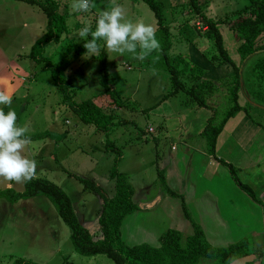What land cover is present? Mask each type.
I'll return each instance as SVG.
<instances>
[{
	"label": "rangeland",
	"instance_id": "rangeland-1",
	"mask_svg": "<svg viewBox=\"0 0 264 264\" xmlns=\"http://www.w3.org/2000/svg\"><path fill=\"white\" fill-rule=\"evenodd\" d=\"M58 1L68 11L67 34L58 42L46 43L43 53L51 62L60 64L72 99L76 102L91 99L103 112L111 115L115 125L106 137L102 131L82 122L59 92L51 71L43 63H35L27 56L31 45L46 27L42 11L36 5L20 0H0V47L10 61L6 76L15 86L10 108L16 113L17 125L26 127L27 134L47 133L45 138L28 140L21 151L24 158L35 162L32 177L45 178L58 185L70 198L78 222L90 231L93 239H98L97 217L101 199L85 188L79 178L88 179L108 196L113 195L114 182L109 171L116 153L105 149V143L111 141L121 152L117 168L130 186L131 200L139 206L141 202L154 203L157 198L161 199L144 215L130 214L126 217L122 225L123 241L128 245L148 243L156 246L159 234L167 228L177 229L185 235L191 233V227L180 211L178 214L172 209L167 213L170 200L165 199L168 195L158 186L157 171L166 167L169 161L171 139L170 135L169 138L166 136L164 128L169 127V132L178 136L175 138L178 142L180 132L186 129V122L190 123L188 127L195 135V128L200 126L201 130L206 125L211 110L197 106L181 91L161 100L163 94L172 89L162 53L164 32L142 0H90L87 13L72 12V0ZM159 1L163 4V24L168 27L170 41L167 57L177 65L187 86L193 82L191 67L203 71L202 79L217 82L219 91L208 96L206 101L211 107H216L217 118H220L226 109L227 95V88L220 81L232 73L231 66H214L209 61L214 52L213 42L205 35L206 27L188 6L187 0ZM199 2L205 4L204 15L216 20L246 5L248 0ZM115 5L123 9L125 20L143 22L153 28L158 48L146 55L143 61L128 52L108 51L102 41L97 42L100 51L95 56L85 54L84 41L78 36L79 29L87 24L94 30L99 12L110 10ZM216 26L225 49L238 63V43L233 33L224 23ZM261 45H264V32L255 40L257 51L239 65V103L247 108L248 118L264 128V50H259ZM104 73L116 90L118 101H123L122 106L103 93L100 79ZM249 103L254 106H249ZM259 148L262 150L258 151ZM221 149L220 157L224 160L230 156V162L237 168L238 163H234L233 158L247 159V155L252 154V159L259 164L253 171L261 175L258 192H263L259 195L263 198L264 139L262 147L254 143L249 151L251 154H245L242 149L227 153ZM178 168L183 171V164L179 163ZM236 175L248 183L246 170L238 169ZM8 182L0 178V189L7 187ZM8 187L22 191L23 181L11 182ZM212 217L213 214H207L204 218L208 221ZM263 230L264 222L258 233L248 231L256 238L255 248L259 254L237 259L231 264H264ZM69 232L44 196L12 203L0 198V262L3 264H9L20 256L39 264H114L103 254L83 256L76 253L69 240ZM198 264H213V261L203 258Z\"/></svg>",
	"mask_w": 264,
	"mask_h": 264
},
{
	"label": "trees",
	"instance_id": "trees-1",
	"mask_svg": "<svg viewBox=\"0 0 264 264\" xmlns=\"http://www.w3.org/2000/svg\"><path fill=\"white\" fill-rule=\"evenodd\" d=\"M20 1L36 5L46 17L45 30L33 42L27 56L35 63H43L51 71L59 92L64 99L68 100L69 106L79 116L80 120L102 131L107 137L111 131V127L115 125L112 122L111 115L103 112L91 99H85L80 102L74 101L72 94L69 93L67 77L60 69V64L51 62L43 53L46 43L50 41L58 42L62 36L67 34V19L69 16L67 8L65 6L61 7V3L58 0ZM142 1L153 12L157 26L164 32L162 53L170 73L172 89L163 94L161 100H165L167 97L181 91L188 95L197 106L211 110L212 113L207 118L206 125L200 132V135L205 139L207 154L215 156V141L225 122L241 110L247 114V108L239 103V65L244 59L257 51V48L254 47L255 40L264 32V0H248L246 5L232 11L230 14H225L223 17H217L216 20L204 15L205 4L203 2L200 3L199 0H187L188 6L193 12L198 14L203 26L206 27L205 35L213 42L214 52L209 56V61L214 66L226 64L231 66L232 69V73L220 81L227 88L225 98L226 109L220 118H217L216 107H211L206 101L208 96L219 91L217 82L206 78L202 79L203 71L196 67H191L193 82L189 86L184 83L181 71L167 57L170 41L168 27L163 24L162 2L159 0ZM217 23L226 24L233 33L238 43L236 47L239 58L238 63L230 57L225 49L222 35L216 26ZM259 50H264V45H261ZM100 84L103 93L109 95L117 105H123V101H118L117 92L112 84L108 82L105 73L100 79ZM4 111H7V107L4 108ZM255 123L259 125V123ZM26 135L28 136V140H38L45 138L47 133L40 132ZM105 149L116 153L109 171V177L114 182L113 195L108 196L94 182L79 178L85 188L97 194L101 199V207L97 217L100 230V237L98 239H93L90 231L78 222L68 195L58 185L48 179L31 178L29 181L23 182L22 191H15L10 187L0 189V198L12 203L31 197H46L56 210L58 216L69 228V240L76 253L83 256L103 254L111 259L114 264H198L203 258L211 259L213 264H231L235 260L245 256L259 254L255 248V240L252 234H247L241 239L224 246L212 245L207 240L201 225L196 222L193 212L188 208L184 195L175 192L167 186L163 169L157 171L158 186L168 196L179 200L183 217L190 223L191 233L185 235L177 229L167 228L159 234L156 246L148 243L126 244L122 239V225L126 217L139 210V207L131 200L130 186L125 176L117 168L121 156L120 150L111 141L105 143ZM218 160L227 168L233 181L241 191L253 201L259 203L260 200L256 198L251 187L241 182L237 177L234 166L223 159ZM0 264L3 263L0 262ZM9 264L39 263L17 257Z\"/></svg>",
	"mask_w": 264,
	"mask_h": 264
},
{
	"label": "crops",
	"instance_id": "crops-1",
	"mask_svg": "<svg viewBox=\"0 0 264 264\" xmlns=\"http://www.w3.org/2000/svg\"><path fill=\"white\" fill-rule=\"evenodd\" d=\"M9 64L10 61L6 52L0 47V91H6L12 96L15 86L11 84L10 78L6 76ZM19 79L23 80V78ZM208 110L210 111V109ZM186 124V129L180 132L178 142L175 140L178 136L172 135L169 132V127L164 128L166 136L169 138L170 135L171 139L169 161L166 167L163 168L167 186L184 195L188 208L193 212L196 222L201 225L207 240L212 245L224 246L241 239L246 233H258L257 231H260L264 222V197H259L263 192L261 194L258 192L261 189V175L253 171L254 167H258L259 164L257 160L252 159V154L249 151L254 147V143H257L259 147L260 145L263 146L264 128L253 123L244 111L237 112L223 125L215 141V156H210L207 154L205 139L200 135L202 131L200 126L195 128V135H193V130L188 127L190 123L186 122ZM198 136H201V138L199 139ZM198 139L200 142H197ZM220 148L225 150L226 153L227 151L242 149L245 154H251L247 155V159L244 157L233 158L234 163H238L239 168L230 162V156L225 158L224 161L231 163L236 171L238 169L246 170L245 179L248 181L246 184L254 191L255 196L260 200L259 203L253 201L241 191L229 175L227 168L219 162L218 159H222ZM179 163L183 164V171L179 170ZM10 183L8 182L5 188H9ZM165 199L170 200L167 213L174 209L178 214L179 211L182 214L180 202L177 198L166 196ZM160 200L157 198L154 203L152 201L141 202L138 206L139 210L132 214H137V217H140L141 214L144 215L146 210L151 209ZM207 214H213L214 217L207 221L204 218ZM187 223L190 225L188 221ZM252 256L255 257L256 255Z\"/></svg>",
	"mask_w": 264,
	"mask_h": 264
},
{
	"label": "clouds",
	"instance_id": "clouds-1",
	"mask_svg": "<svg viewBox=\"0 0 264 264\" xmlns=\"http://www.w3.org/2000/svg\"><path fill=\"white\" fill-rule=\"evenodd\" d=\"M70 7L72 12L87 13L90 0H72ZM78 36L84 41L83 47L88 57L100 51L98 41H102L108 51L118 54L128 52L140 61L158 48L153 28L143 22L125 20L119 5L99 12L94 30L85 24L79 29ZM89 36L91 38L86 39ZM11 103L12 96L0 91V178L9 182H27L34 174L35 162L21 154L28 141V130L17 125V116L10 108ZM6 107L8 111H4Z\"/></svg>",
	"mask_w": 264,
	"mask_h": 264
},
{
	"label": "water",
	"instance_id": "water-1",
	"mask_svg": "<svg viewBox=\"0 0 264 264\" xmlns=\"http://www.w3.org/2000/svg\"><path fill=\"white\" fill-rule=\"evenodd\" d=\"M239 81H240V78H239Z\"/></svg>",
	"mask_w": 264,
	"mask_h": 264
}]
</instances>
